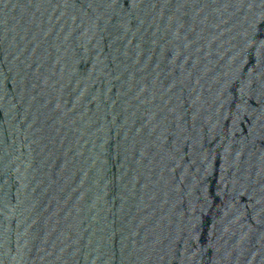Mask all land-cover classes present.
Returning <instances> with one entry per match:
<instances>
[{
    "label": "water",
    "instance_id": "water-1",
    "mask_svg": "<svg viewBox=\"0 0 264 264\" xmlns=\"http://www.w3.org/2000/svg\"><path fill=\"white\" fill-rule=\"evenodd\" d=\"M0 264H264V0H0Z\"/></svg>",
    "mask_w": 264,
    "mask_h": 264
}]
</instances>
